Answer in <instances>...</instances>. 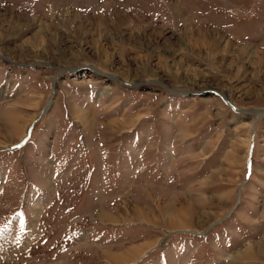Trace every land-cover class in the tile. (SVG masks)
Wrapping results in <instances>:
<instances>
[{
	"label": "rangeland",
	"instance_id": "374dc122",
	"mask_svg": "<svg viewBox=\"0 0 264 264\" xmlns=\"http://www.w3.org/2000/svg\"><path fill=\"white\" fill-rule=\"evenodd\" d=\"M0 145V264H264V0H0Z\"/></svg>",
	"mask_w": 264,
	"mask_h": 264
},
{
	"label": "bare ground",
	"instance_id": "6f19581e",
	"mask_svg": "<svg viewBox=\"0 0 264 264\" xmlns=\"http://www.w3.org/2000/svg\"><path fill=\"white\" fill-rule=\"evenodd\" d=\"M88 120H89L88 116L86 114H82L80 121H82V123H86V122H88ZM15 129L18 131L17 134H19L20 132H24L23 126L18 127V125H16ZM0 147H2V146L0 145ZM119 258H121V257H118L117 259H119Z\"/></svg>",
	"mask_w": 264,
	"mask_h": 264
},
{
	"label": "water",
	"instance_id": "95a60500",
	"mask_svg": "<svg viewBox=\"0 0 264 264\" xmlns=\"http://www.w3.org/2000/svg\"><path fill=\"white\" fill-rule=\"evenodd\" d=\"M227 102V101H226Z\"/></svg>",
	"mask_w": 264,
	"mask_h": 264
}]
</instances>
